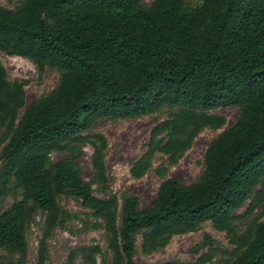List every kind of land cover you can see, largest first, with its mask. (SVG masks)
I'll list each match as a JSON object with an SVG mask.
<instances>
[{
	"label": "trees",
	"instance_id": "trees-1",
	"mask_svg": "<svg viewBox=\"0 0 264 264\" xmlns=\"http://www.w3.org/2000/svg\"><path fill=\"white\" fill-rule=\"evenodd\" d=\"M0 52L58 73L25 105V80L9 79L0 61V264H27L26 232L37 213L33 264H44L47 238L69 217L60 195L89 209L104 238V248H71L67 264H135L137 233L148 253L204 221L231 246L220 264H264V0H19L0 5ZM222 105L238 109L223 128L224 117L211 111ZM162 108L130 164L134 177L155 153L174 164L201 128L221 130L195 180L165 177L140 206L135 194L108 190L107 141L91 127ZM83 143L91 148L88 180L77 160ZM214 242L204 232L191 250ZM212 253L156 264H217Z\"/></svg>",
	"mask_w": 264,
	"mask_h": 264
},
{
	"label": "rangeland",
	"instance_id": "rangeland-1",
	"mask_svg": "<svg viewBox=\"0 0 264 264\" xmlns=\"http://www.w3.org/2000/svg\"><path fill=\"white\" fill-rule=\"evenodd\" d=\"M18 1L0 0V5L12 8ZM187 1L194 3L198 0ZM0 61L9 79L25 80L23 86L25 105L37 96L48 92L55 85L58 78L56 69L45 66L42 71H38L29 59L20 55L0 52ZM211 111L224 117L225 123L221 127L223 128L235 119L238 109L236 106L222 105ZM165 115L166 109L162 108L139 117L97 120L93 124L91 131L100 132L107 141L104 165L109 191L114 192L116 195H120L123 191L133 193L137 196L139 205L144 206L151 202L156 188L163 178L176 177L185 183H190L199 175L203 168L204 148L208 140L221 128H201L192 139L190 146L174 164H167L163 154L155 153L150 166L142 175L134 177L130 174V164L141 153L150 126L155 120L161 119ZM90 152V146L83 143L80 145V155L77 158L81 176L87 180L92 175L89 162ZM61 154V152L52 151L50 155L52 158H57ZM92 187L95 195H104L95 189L94 184ZM11 200L12 195L9 194L5 198L4 204L9 203ZM58 202L68 212L69 217L65 218L61 225L54 227L47 238V256L44 264H67V255L70 249L78 245L98 243L104 248L103 231L96 223L97 220L90 214V210L83 207L72 197L60 195ZM243 209L244 205L238 208L237 211ZM261 220L264 221V215ZM40 222L41 214L37 213L26 232L27 264H33L36 243L40 236ZM204 232L216 243H212L211 248L204 246L198 248L197 252L192 251L191 249L201 239ZM224 248H231L225 233L214 229L209 221H204L200 223L196 230L173 234L164 246L148 253L140 250L139 233H137L132 259L135 264H156L167 259H193L199 253L208 251L213 252L211 261L220 264V259L227 257L226 254L222 253ZM74 260L77 263L80 262L79 257Z\"/></svg>",
	"mask_w": 264,
	"mask_h": 264
}]
</instances>
